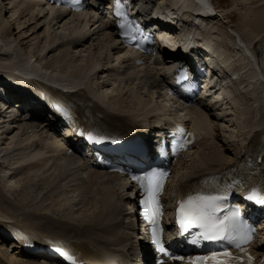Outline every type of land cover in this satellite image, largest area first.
Returning <instances> with one entry per match:
<instances>
[{
    "label": "bare ground",
    "instance_id": "6f19581e",
    "mask_svg": "<svg viewBox=\"0 0 264 264\" xmlns=\"http://www.w3.org/2000/svg\"><path fill=\"white\" fill-rule=\"evenodd\" d=\"M102 1H106V0H102ZM151 1L152 0H149V2H151ZM168 1L174 2V0H164V1L163 0H155L154 3L156 5L157 4L161 5V4L167 3ZM181 1L183 2L182 7L184 6L185 8L189 7L190 4L193 3V0L192 1L181 0ZM208 1L210 2V0H207V2ZM252 1L254 3H256L257 6L254 7L250 11L249 17L250 16L251 17L249 20L246 21V25L244 24L245 25L244 27L249 28L252 32H254V35H255L254 38L256 40L255 43L252 42L250 44L247 40L245 41L243 39L236 38L240 48L239 49L236 48V46L234 44V46L230 47L229 51H226L225 48L227 46L225 47V44H224L225 42L222 40L221 37H218V36H221V35H219L221 33V31L219 29H216L214 31L213 27L211 28V26H209V27L204 28V30H203L204 39L207 40V42H209L210 44L215 45L216 49L220 50V53L224 56L225 59L222 60V64H224V67L231 66L232 63H234V59L236 57H237V61H239V58H241V61H242V60H245L247 58L246 54H250L255 59L256 66L260 68V70H259L257 67H255V71L253 69L246 71L248 65H245L241 68L242 71H245V72L242 73V80L237 85V88H238V90L242 89L244 91V94H245V99L247 101H249L251 103V105L255 104L256 106H255L254 110H249V112H248L249 115H248V117L246 116L247 118H246V123H245L244 129L242 131H239L238 135H235L239 138L237 140L230 139V140H235V143L231 145L232 146L231 148L228 145H225V141L221 140L223 143V145L220 146L222 150L218 151L216 149L217 146L211 145V148L214 149V150H212L213 155L210 157H208V156L202 157L204 159V161L206 162V164L209 163V165H207L208 174L210 173V174L215 175L216 173H214V172L223 170L225 168L232 167L243 157H253L254 153L259 151V147L261 146V142L264 140V66L262 67L259 63H257L256 56L259 55L260 53H259V51H256L257 52V55H256L255 50H254L255 48L256 49L258 48L257 45L263 46L262 42H264V1L263 0H252ZM42 2H43L42 0H0V36L4 35L2 37H6L9 39L15 38L14 32L12 30L13 25L10 22L11 20H9L7 18L6 6L11 7V9L10 8L9 9L14 14V15L12 14L10 18L17 16L16 19L20 20L22 15L25 16V14H27L29 12L30 16H29V18H27V20L28 19H29V21L35 20L36 23L40 24V22H41L40 20L43 19V21H44L43 26H46L48 31H49V29H51L52 24H54V25L61 24L63 21H65V19H67L69 16H71V14L69 12H67L65 9H62V8L56 9L54 6H50L52 14L48 15V13L45 12L46 8L43 6ZM207 2H206V4H207ZM99 10H95L94 12H92L93 15H92V13L87 12V11H83L81 13L74 14L73 16L79 18L81 20V22L79 23V25L75 26L73 28V30L71 29L70 33L78 34L75 38L76 39H78V38L82 39V41L73 40V42L76 43L77 45L79 43H83V44L88 43L89 41H91V39L93 38L94 35L99 34L101 32L104 33L105 35H107L108 42L106 43V45L103 46L104 47L103 49L105 50L104 54H106V56H105L106 58L103 61V62H105V65H103L102 62L99 61V59H96V57H97V55H96L94 57V60L92 63L88 62V63H90V66H87L89 69L87 68L88 70L84 75H80V74L77 75L79 72H74L73 73V74H75L74 76H78V78L81 80L80 83H82V85H84V86L77 88V90L75 92L73 91V92L68 93L67 98L70 100L71 103H73V109L78 114H80L82 117H85L87 119V122H85V123L90 125V127H93L96 130H108V131H113V132L124 133V132L129 131L132 128H134L135 124L140 122L139 119H135V118L136 117L140 118L139 115H141V114H138V113L141 111L142 107L148 108L147 111L142 114V116H146V118H147L148 113L158 112V109H157L158 106L156 107V106H148L147 104H140V103H142L140 101V103H137L135 105V108H124V107H121L120 105L118 106V104L115 105V104H113V102H110L109 96L98 95L94 90L96 88L94 85H92V87L89 86L88 80L91 79L93 77V75H96L99 78V73L101 74V73L105 72L104 69L109 71L108 67H112V65H113L112 62L115 60L119 61V59L122 56V55H118L117 58L112 59L113 54H118L120 52V48H119L120 46L117 45L116 41L113 42V33L110 30L111 27L110 28H108V27L99 28V26H100V25H98L99 20H96L95 18L99 17L100 15H102V17H103V15H104L103 12H101ZM204 13H206V9H204ZM186 15L190 16L192 19L193 18L198 19V18H196L198 15L195 16L193 13H191V14L186 13ZM235 15L236 14L231 13L230 16L232 18H235L236 17ZM209 17H210L209 19L212 18V16H209ZM249 17H247V18H249ZM244 20H246V19H244ZM19 22L20 21H18V23ZM28 22H25L24 24H26ZM16 23H17V21H16ZM19 25H21V24H19ZM19 25H18V27H19ZM186 25L192 26V24L191 23L188 24V22H186ZM164 26L167 27V25H164ZM37 28H35V29H37ZM92 28H94V30ZM23 29L21 30V32L23 31ZM209 30H212V31H209ZM30 31H31V29H30ZM172 31L173 30H171V32ZM44 32L47 34L46 31H44ZM171 32H168V31L163 32L162 31L160 33V37L167 36V35H165V33L168 35H174V32H172V33ZM23 33H24V31H23ZM38 33H36V34H38ZM169 33H171V34H169ZM88 34L92 35V37L90 36L91 39L85 38L86 35H88ZM184 35H186V34H184ZM256 35H257V39H256ZM34 36H36V35H34ZM62 37L65 38L66 36L62 35ZM246 38H247V36H246ZM24 39H26V37ZM24 39H22V41H24ZM27 39H29V38H27ZM232 40L234 42V39H232ZM10 41H12V40H10ZM22 41H18V47H20V48L24 47L22 45L23 44ZM30 41H33V40L31 39ZM44 41H45V39H44ZM47 41H48V39L45 42H47ZM51 41L52 40H50V42ZM55 41L60 42V43L58 45H56V42L54 44L50 43L51 45L48 46V48H47V46H45L46 44L43 45V48L41 49V51L44 54L43 57H47V53H48V55L50 53L54 54L55 52H57V50L59 48H62L67 44V42L65 43L64 40L63 41H59V40L57 41L55 39ZM7 43L11 46L9 41ZM7 43H5V44L8 45ZM28 43L29 42H26L27 47L30 46V45H27ZM2 44H4V43H2ZM33 44H35V43L33 42ZM241 45H243V46H241ZM32 47H34V46H32ZM244 47H246V48L244 49ZM9 48H7V49H9ZM4 49H6V48H4ZM10 50H11V48H10ZM121 51H123V50H121ZM35 52L36 51L33 50V48H31V47L29 48L28 53H29L30 58H33V61H35L34 59L37 60V58L39 59V57H40V54L36 55ZM52 57H53V55H52ZM55 57H56V55H55ZM55 57H54V59H55ZM11 59H12V57H11ZM15 59H17V61H14V62L11 61V63L14 66H17V67L23 68V69H28L26 67H28L27 63L30 60L29 61L27 60L28 62H25L22 59L21 60H18V58H15ZM24 59H25V57H24ZM162 60H161L162 62L160 61V62H158V64L161 66L160 71L162 70L161 72L164 73L170 69L172 62L177 60V58L164 52ZM61 61H63V59ZM51 64H53V62ZM13 65L7 66L4 62V63L0 64V68L4 69L5 71L8 72V71H11L12 69L15 68ZM55 65L56 64H54V66ZM215 65L217 66V68L220 67L218 65V63H215ZM132 66L136 67L134 64H132ZM51 67L53 68V66H51ZM144 67H145V65L141 66V67H136V68L142 69ZM232 69H234V72H237V74H239L241 71V70L236 71V69L234 67H232L229 70H232ZM146 71H150L147 74L148 75L147 77H149L146 80L147 84L155 85L156 79L153 78L156 75L155 72L151 71V69L146 70ZM118 73H119V71L116 70V74H118ZM56 75H58V74H56ZM16 76L6 77V79H3L2 81L4 82L5 85H7L8 87H11L12 89L14 88L15 85H17L19 83L24 84L22 86H25V80L18 75H16ZM127 78L128 77H126V79ZM67 81H68V79H67ZM69 81H71V79ZM237 83H235V84H237ZM235 84L233 83V85H235ZM260 89H261V91H260ZM28 92L31 93L32 91L29 90ZM165 93H166V91H165ZM221 94H222V92L220 90L219 92H217L215 94L216 95L215 97H220ZM58 95H60V94L58 93ZM115 100H116V98H115ZM103 104H105L106 106H104ZM1 106L6 107V104L4 103V101H2L0 99V107ZM228 107H230V106L227 103H225V101L220 100V105L216 109L223 111V109L228 108ZM16 108L17 107H15V106H13V107L8 106L4 110H0V135L8 132V130H7L8 128L2 131L1 128H2L3 123H9V122H11L12 124L18 123L17 119L20 116V114H19L20 111H18V110L16 111L15 110ZM204 109H206L208 112L200 113V112H198L199 110L194 109L195 112L190 113L191 115H193L191 120H192L194 125L199 126L201 128H204V129H208V120L209 119H208V117H206L207 115L205 116V114L211 113L212 117H218V118H219V116L216 115L215 112L211 111L210 107H205ZM162 112H167V111H165L163 109ZM82 120H84V118ZM28 121H30V123L33 124V126L36 129L37 128L45 129L44 131H53L55 129V127L51 123H49L48 120L43 118V115L41 113L33 114L31 116L30 120H28ZM13 126H15V125H13ZM219 128H220V130H222V127H219ZM44 131H42V132H44ZM14 132H15V129H12L8 133L13 134ZM13 138H15V137L13 136ZM16 139H15V141H16ZM17 143H20V141L19 142L17 141ZM210 144H212V143L210 142ZM215 144H217V142ZM10 146H12V145H10ZM5 148H6V146H5ZM24 148L25 149L22 152H20V154L23 153V155L20 156L18 166H16L15 170L16 171L19 169L25 170L26 176L24 179H26V178L27 179H33V180L39 179L41 177L40 173L45 172V170L43 169V165H42L43 162H41V165H40V163L37 162V160H39L40 158L35 157L34 152H32V154H30L26 150V148H28V147H24ZM28 149H30V148H28ZM31 151L32 150L30 149V152ZM41 154H43L42 151H41ZM196 155H199V154H196ZM3 156H5V155H2V157ZM216 156L218 158H220V163H214V164L211 163L210 158L216 157ZM200 157L198 159H200ZM72 159H77V158L73 157V156L69 157V158H65V155L61 154L59 156V158L54 160L52 165L56 166L57 169H59L62 172V175H61L62 181L60 183L59 182L56 183L55 181L57 180V177H54L53 182H51V183H50V178L44 179L42 181V186H41V192L42 193H41V195H39L38 198L37 197L34 198L35 200L28 201L29 197L26 193L23 195V197L21 196V200H19V203H17V199L15 197V192L19 193L18 188H15V189L13 187L9 188L8 192H10V194H9L8 198L5 196V193H4L5 190H7V189L4 188L5 189L4 191L0 190V219H8L9 217H14V218H16L17 224L18 225L22 224L21 228H23L31 236L43 238L42 236H37L38 234H36V232L39 231V232H41L39 234L49 236L48 239L52 243L56 244L58 242L59 245H62L63 247L68 246L69 248H70V245L74 246L76 249H78L82 252L83 256H86V257H99L101 253H103L105 251H109V250L119 251V250H125V249H127V250L132 249L133 248V241L132 240L134 237L132 235V233H133L132 230L135 229V224L131 220V218H132V217H130L131 214L127 212V209L123 208V206L125 204H123V202L121 203V201H120V200L123 201V199L124 200L127 199V201H125L126 204H128L126 206H129L127 208L133 209V207H134L132 205L133 202L132 203L130 202V196L127 195L129 193L130 188L129 187L126 188V186H128V185L127 184L125 185V183H129V180L126 178L127 182L123 181V179H122L123 182H121V181L119 182V181H117L120 179V176L118 174H107L106 173V174L101 175L95 171H92V172L90 171L89 173H92V174H90L89 179H84L80 175V173H81L80 170L83 169L84 166L79 161L80 164L73 167L72 165H70V162H69ZM0 161H2V160H0ZM49 161H51V160H49ZM194 167L195 166H192V167L188 168V170L186 171L189 174L184 175V177L190 176V178L185 179L186 181L190 180L192 178V175L197 176L198 173H200L201 170H197V169L194 170ZM3 168L6 169L5 167H3ZM17 175H18V171H17V174L14 175V178L17 177ZM105 176H108V177H105ZM253 177H254V180H252L253 184H251L250 186L258 187L259 184L257 182V179L262 181L264 184V159H263V162L260 164V166L257 168L256 173L254 174ZM1 179L2 178L0 177V183L2 181ZM10 179H12V177ZM80 179H82V180L84 179L83 180L84 181V187H83L84 192L90 195V199L85 201L83 198V200H82V201H85L84 208L86 207L85 209H88V214H85L84 218L83 217L74 218V217H71L70 214L74 212V209H73L74 205L72 206V204L74 203L75 199L73 200L71 197L66 196L65 193L62 194L61 192L63 190H65L67 192L68 186H71L76 180H80ZM183 179L184 178H182V180ZM104 183H106L107 185H105L104 189H103V188H101L102 187L101 184H104ZM3 184L4 183H2V185ZM7 186L8 185H6L4 187H7ZM28 188H29L28 186L23 185V186H21L20 189L29 190ZM123 189H125V190L122 191ZM56 194L61 195V196H58L60 199L59 198L57 199L54 197V196H56ZM10 195H11V197H10ZM126 195H127V197H126ZM50 199H51V201L52 200H62L60 204L63 205V209H59L55 206L51 209V204H48V206H50L49 212H51V214L53 215V216L51 215L52 217H49V216H47V214L46 215L44 214V212L47 213L46 204ZM14 201H16V203ZM82 203H84V202H82ZM67 205H70V206H67ZM17 206L20 208H17ZM89 207L94 208L95 211H91V209H89ZM0 240H2V241H0V256L3 255V257L7 258V256L3 253L2 250L6 249L8 251L7 248L9 246V244L6 243L7 240L3 239V237H0ZM16 248H20V247L17 246ZM17 251H19V250L17 249ZM12 257H15V255H13ZM12 257H11V259H8V260L10 262H13L14 264H57L56 261L52 258H50L51 263H48V262L40 263V262H38L39 260L32 259V257H26V258L21 257V258H19V256H17V258H19L21 261L13 259ZM0 264H11V263H7V262L3 261L2 257H0Z\"/></svg>",
    "mask_w": 264,
    "mask_h": 264
},
{
    "label": "rangeland",
    "instance_id": "374dc122",
    "mask_svg": "<svg viewBox=\"0 0 264 264\" xmlns=\"http://www.w3.org/2000/svg\"><path fill=\"white\" fill-rule=\"evenodd\" d=\"M213 4L219 5L221 7V9L218 11L219 15H217L215 18L205 20L204 24L208 25V26L211 25V28L213 27L214 31L216 29H219L221 31V33L219 34L221 36H219V37H221L222 40L224 42H226V44H227L226 45L227 47L225 48L226 51H229L230 47L235 44V42H233V40H232V39H234V37L243 39L245 41L247 40L250 44L252 42L253 43L256 42V40L254 38L255 37L254 32H252L249 28L244 27L246 25V21L249 20L251 17V16L249 17L250 11L254 7L257 6L256 3H254L252 0H213ZM9 8L11 9V7L6 6L7 18L9 20H11L10 22L14 26V27L12 26V28H13L12 30L14 32L15 38L9 39L6 37H2L4 35L0 36V45L2 43H4L0 46V48H1L0 52L3 49V52H5L7 57H8L7 59L10 60L12 57V59L8 62L17 61V59H15V58H18V60H21V59L22 60H28V61L30 60L33 68H36L37 66H39V67H42L44 69V71L50 70L51 72H54V74H59V75L65 74V75H69V77L71 75H75V74H73L74 72H79L77 75H79V74L84 75L87 72V70L89 69L87 66H90V63L93 62L94 57L96 55H97L96 59H99V61L102 62L103 65L105 64V62H103V61L106 58L105 57L106 54H104L105 50L103 49L104 48L103 46L106 45V43L108 42L107 35H105L104 33L96 34L91 39V41H89L88 43H85V44L79 43L78 45L76 43H74L73 40L82 41L81 38H78V39L67 38L69 36V34H72V33H70L71 29L73 30V28L75 26L79 25V23L81 22V20L79 18L71 15L67 19H65V21H63L61 24H57V25L52 24L51 29H49V31H48L47 27L43 26V23H44L43 19L40 20L41 22L39 21L40 24L36 23L35 20H31V21H29V19L27 20V18H29V16H30L29 12L27 14H25V16L22 15L20 20L16 19L17 16L10 18L11 15L13 14V12ZM231 13L236 14L235 15L236 17L232 18L230 16ZM247 17H249V18H247ZM244 19H246V20H244ZM16 21H17V23H16ZM18 21H20V22L18 23ZM24 21L25 22L29 21L28 22L29 24L28 23L24 24L25 23ZM19 24H21V25H19ZM18 25H19V27H18ZM35 28H37V29H35ZM22 29H23L24 33H23V31L21 32ZM30 29H31V31H30ZM44 31H46L47 34ZM209 31H212V30H209ZM36 33H38V34H36ZM61 34L65 35L66 37L63 38ZM34 35H36V36H34ZM246 36H247V38H246ZM25 37H26V39H24ZM27 38H29V39H27ZM22 39H24V41H22ZM31 39L33 41H30ZM44 39H45V41L48 39L49 42L48 41L45 42ZM55 39L57 41L58 40L59 41L64 40L65 43L67 42V44L64 47L59 48L57 50V52H55L54 54L50 53L48 55V53H47V57H43L44 54L41 51V49L43 48V45L46 44L45 46H47V48H48V46H50L51 44H54L56 42ZM256 39H257V35H256ZM10 40H12V41H10ZM50 40H52V41L50 42ZM8 41L11 44V46L7 43ZM18 41H22V43H23L22 45L24 46L23 48L18 47ZM26 42H29L27 44V45H30L29 47L26 46ZM33 42L35 44H33ZM5 43H7L8 45H6ZM56 43H60V42H56ZM262 45L263 46L257 45L258 48L257 49L255 48L254 50H255L256 55H257L256 51H259V53L261 54V56H259V57L257 55L256 58H257V60L259 58V63L262 62L263 66H264V42H262ZM32 46H34V47H32ZM9 47L11 49H16L15 54L11 55V53H9V54L7 53L8 50L10 51ZM30 47L36 51L35 52L36 55L40 54L41 58L39 57V59L37 58V60L34 59L35 61H33V58H30L29 53H28ZM4 48H6V49H4ZM7 48H9V49H7ZM52 55H53V57H52ZM55 55H56V57H55ZM24 57H25V59H24ZM54 57H55V59H54ZM61 58L63 59V61H61L62 60ZM30 61H29V63H30ZM52 62H53V64H51ZM88 62H90V63H88ZM1 63H4V62H2V60H0V64ZM54 64H56V65L54 66ZM51 66H53V68ZM125 66L127 69V74L121 75L123 80L120 81L119 83H114L113 79L111 78V77H113V75L109 74V72L106 71V72H103L101 74L99 73V78L96 75H93V77L88 80L89 86L92 87V85H94L96 87L94 90L98 95L109 96L110 102H113V104H115V105L118 104V106L120 105L121 107H124V108H135V105L137 103H140V101H141L142 103H140V104H147L148 106H156V107L158 106L157 109L161 110V111L163 109L165 111L170 110V107H168V106L169 105L172 106V104H171V101L168 100L163 94V89H162L163 85L161 84L162 80L160 79L161 78L160 75H155V77H153L157 80V83L155 85L147 84L146 80L149 78V77H147L148 76L147 74L150 71H146L147 70L146 69V70L137 72L133 68H129V66H127V64H125ZM160 67L161 66L158 64H153L151 66V71L155 70V73H159ZM144 74H146V75H144ZM141 75H143L145 78L140 77ZM127 76H128V78L126 79ZM109 80L112 83H110ZM115 98L117 101L115 100ZM240 98L239 97L234 98V101H235L234 106L232 105L228 108L223 109V111H220V112H222L221 117H219V118L218 117H212V119L208 120V128H211V129H213V131L216 132V136H215L216 140H210L209 143L207 144V146H211V145L217 146L219 143L222 146L223 145L222 141H225V145H228L231 148L232 147L231 145L234 144L235 140H237L239 138L235 135H238V132L242 131L244 129L245 123H246V118L249 115V113H248L249 110H254V108L256 106L255 104L251 105V103L249 101H247L246 99H245V105L243 106L242 100H240ZM243 98H245V94H244ZM242 107H244V108H242ZM237 110H240V111L238 112ZM243 110H245L244 116L240 114V112L242 113ZM237 112H238V114H237ZM166 116H170V114L167 112ZM242 116H243V118L241 120ZM209 117H208V119H209ZM11 125L16 126L14 128L15 132L13 134H9L8 133L9 131H8V132L0 135V137H1L0 138V152H2V153H0V159H3L4 156L2 157V155H5L7 153L6 154L7 156L5 155L6 157H8L7 161H10L11 163L15 164L14 167L18 166L20 156L22 155V154H20V152L24 146L34 144L37 141L45 139V138H47L48 135L51 138L54 136V134H52V133L48 134L47 131H44L45 129H40V128L36 129L33 126V124H31L30 121L24 119V117H23V119L21 118V120L15 124H12L11 122L3 123L2 128H1L2 131L11 127ZM219 127H222V130H220ZM42 131H44V132H42ZM13 136L15 138H13ZM15 139H16V141H15ZM230 139H235V140H230ZM17 141L18 142L20 141V143H17ZM210 142L212 144H210ZM216 142H217V144H215ZM10 145H12V146H10ZM5 146H6V148H5ZM27 147H29V146H27ZM35 151H38V150H35ZM48 159L49 158H45V156H44V158L42 160L39 159V160H37V162L40 163V165H41V162H43L42 165L45 164L46 168L50 169L49 176H47L45 174V172L44 173L41 172L40 173L41 177L39 179H36V180L27 179V178L24 179L26 176V172L23 169H19L17 171H18V173H21V175L10 179L9 183L7 182L8 188L13 187L14 189L18 188V190H19V193L15 192V197L17 199V203H19V200H21V196L23 197V195L26 193L29 197L28 201L35 200L34 198H36V197L38 198L39 195H41V193H42L41 192L42 181L44 179L50 178V176L53 175V173H51V172L54 170V167H55V166H52L51 161H49ZM76 160L77 159H72L71 161H69L70 165H72L73 167L79 165L80 162L77 163ZM4 162L5 161H3V163ZM191 163H193V160L188 159L186 164L189 165ZM59 173H60L59 180L57 179L55 181L56 183L57 182L60 183L62 181V178H61L62 172L60 170H59ZM98 173L101 175L105 174L104 172H98ZM90 174H92V173L85 172V171L80 173V175L84 179H89ZM84 176H87V177H84ZM105 177H107V176H105ZM83 180L82 179L76 180L71 186H68L67 192L65 190H63L61 192L62 194L65 193L66 196L71 197L73 200L75 199L74 203L73 204L71 203L72 206L74 205L73 206L74 212L70 214L71 217H74V218H77V217H79V218L83 217L84 218L85 214H88V209H85L86 207L84 208V204H85L86 200L90 199V195L85 193L83 190V187H84V181ZM121 180H122V178H121ZM117 181H119V180H117ZM23 185L28 186L29 190L20 189L21 187L19 188V186H23ZM105 185H107V184L106 183L101 184V186H102L101 188L104 189ZM5 192H4L5 196L8 198L10 192H8V189L5 190ZM7 193H9V194H7ZM58 196H61V195L56 194V196H54V197L58 199L59 198ZM83 198L85 201H82ZM61 201L62 200H52L51 201V199H50L46 204L47 213L44 212V214L45 215L47 214V216H49V217L53 216L51 214V212H49L50 206H48V204H51V209L54 206L59 208V209H63V205L60 204ZM120 201H121V203L123 202V204H125L124 207L126 208V205H128V204H126L125 200L123 199V201L122 200H120ZM14 202L16 203V201H14ZM82 202H84V203H82ZM67 206H70V205H67ZM17 208H20V207L17 206ZM89 209H91V211H95L94 208L89 207ZM130 217H132V216L130 215Z\"/></svg>",
    "mask_w": 264,
    "mask_h": 264
},
{
    "label": "snow or ice",
    "instance_id": "6c2138e0",
    "mask_svg": "<svg viewBox=\"0 0 264 264\" xmlns=\"http://www.w3.org/2000/svg\"><path fill=\"white\" fill-rule=\"evenodd\" d=\"M117 15L122 14L117 13ZM120 27L123 28L124 25L121 24ZM87 139L93 143L104 141V137L91 133L87 134ZM168 174L167 171H154L141 177H133V179L141 181L144 190L145 199L142 204L144 214L152 225L151 243L156 246L157 251L166 255L168 253L163 243V228L160 227V217L162 216L160 195ZM226 194L227 190L223 194L197 192L180 199L177 207L180 233L183 235L191 228L199 229L197 238L190 241L193 245L198 244L201 240L209 242L231 240L235 247L241 250L242 255H235L232 251L225 249L212 252L211 255L189 257L190 264H242V262L252 264L254 258L246 252L242 245L251 241L253 230L244 228L239 223V210H236L231 217H217V212L220 210L221 202L226 199ZM248 199L264 204V198L258 199L255 193ZM171 258L177 261L185 259L183 256H172ZM68 259H72V257L69 256Z\"/></svg>",
    "mask_w": 264,
    "mask_h": 264
}]
</instances>
